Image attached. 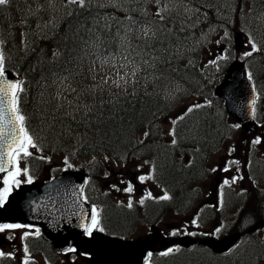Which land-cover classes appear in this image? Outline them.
<instances>
[{
    "label": "trees",
    "instance_id": "obj_1",
    "mask_svg": "<svg viewBox=\"0 0 264 264\" xmlns=\"http://www.w3.org/2000/svg\"><path fill=\"white\" fill-rule=\"evenodd\" d=\"M226 1L234 3V0H187L188 3L195 2L194 6L199 5L205 11L185 20L184 22H188L186 24L179 21V17L173 13L167 12V19L160 22L157 16L136 14L139 10H117L115 6L91 0L84 8L72 4L57 25L40 35L26 30L25 35H30L23 42L18 38L19 30L24 28L21 2L9 0L8 5L0 6V51L5 54L6 70L19 76L23 82L24 90L20 93L18 106L25 116L28 131L31 130L30 127L41 131L39 126L43 123L48 125L50 119L51 123L57 120L42 116L38 107V100L50 89L55 78L85 76L91 66H100L105 61L107 64L112 63L114 59L132 53L128 59H134L135 63H125L138 68L140 76H130V79L117 88L114 85L112 88L107 85L94 86L93 89L121 90L114 93L96 91L86 116L69 122L76 134L84 136L82 142L73 147L71 156L86 172L89 183L97 182L100 154L118 159L121 163L128 159L141 160L143 163L147 161L153 180L171 198L163 200L162 205L145 201L142 209H114L108 216L109 225H123L127 220V226L128 221L139 218L150 221L162 208L164 214L170 209L186 212L197 199L195 181L204 170L205 158L212 148L231 133V129L226 131L222 118H218L217 114L214 115L207 108H202L189 113L181 124L173 126L176 133V144L173 145L163 133L162 121L175 102V99L167 97L170 89H180L186 96L207 97L220 106L211 95V88L220 77L217 76V79L213 76L210 80L208 70L200 65L202 36L214 27H225L229 31L242 30L241 22L248 24L264 15V0H245L249 1L250 10L246 11L244 5L237 9L239 16L234 25L229 18L232 14L227 10L223 11L225 15L212 12L206 17L209 4L214 11ZM145 28L155 31V36L152 31L147 37L144 36ZM121 37L126 38L122 40ZM226 47V55H233L230 40ZM247 68L254 82L264 76V61L260 53L254 54L251 61L247 62ZM222 72L223 69L220 76ZM256 91L259 92V89ZM258 110L257 103L256 115ZM145 131H149L151 135L146 143L141 144L139 141L143 139ZM252 150L250 148L249 153L247 152L248 180L252 184H264L263 159L252 155ZM183 153H188L189 161L186 163L181 158ZM222 198L223 205L218 210L206 208V223L223 220L227 226L226 232H231L245 230L263 217L257 210L241 212L251 200L247 192L236 194L228 191ZM236 206L240 210L233 213ZM201 218H198L199 224L204 223ZM246 237L243 243L226 255H215L197 245L189 250L154 258L152 262L263 264L264 235L261 239L251 238L250 235Z\"/></svg>",
    "mask_w": 264,
    "mask_h": 264
},
{
    "label": "rangeland",
    "instance_id": "obj_2",
    "mask_svg": "<svg viewBox=\"0 0 264 264\" xmlns=\"http://www.w3.org/2000/svg\"><path fill=\"white\" fill-rule=\"evenodd\" d=\"M21 1V8L24 13V20L22 26L23 29L20 30V33L27 31H35L37 35L51 29L55 24H57L62 16L68 11L71 4H67L66 0H19ZM146 4L149 8V12H156L158 5L156 0H140ZM101 3H116V5H122V7H128L136 9L137 0H99ZM238 3L239 1L236 0ZM177 4H182L179 7L169 8V11L177 12L179 15L185 18L191 19L192 8H190L187 2H179L174 4H168L169 6H176ZM209 12L212 14L213 9H210ZM222 27L216 28L215 32L212 35H208L204 39L203 44V60L204 62L210 65V68L213 72L217 71L216 61L218 57L222 56ZM30 35V34H28ZM260 36L259 33H255L251 36ZM28 38L29 36L19 38L21 40ZM232 39V36H231ZM251 50L249 42L245 44L242 50V54ZM212 61H215L214 63ZM113 63H108L107 68L102 67L101 70L94 68L93 66L89 67L86 71L85 76L78 75L77 77H57L53 80L51 84V89H49L45 94L40 97L38 100V107L41 111V115H48L47 119L54 118L57 119L51 123L50 119L49 124L46 123L39 126L42 130L41 132H33L31 136L33 137L34 142L37 145V148H30L29 150L34 153L36 157L40 159L41 167L38 170V177L40 179L47 178L52 170H62L66 166L65 159L68 155L72 154V149L76 144H79L83 140V135L79 136L75 133V130L69 126L67 123L69 119L73 120L77 117H80L82 113L88 110V102L91 98V92L94 89H91L94 85H107V87L112 88L116 86L117 83L121 86L125 80L130 79L134 67L127 66L124 67L125 71L120 69L118 66L113 67ZM120 77H123L121 80ZM115 82V83H114ZM111 86V87H110ZM171 90V89H170ZM171 91L172 93L175 92ZM178 98L177 101H179ZM183 103L173 107V110L167 115L164 120L162 127L165 133H168L170 130L171 123L182 115V112L185 110V106H182ZM263 118H264V96L261 99V108H260ZM233 123V122H232ZM55 124L53 128L52 125ZM231 125V124H229ZM235 127V125H232ZM258 133L256 137H245L243 138L240 131L236 132L234 137L227 138L225 141H222L220 146L214 153H211L206 162V171L201 176V180L198 183V194L200 202L216 203L218 200L219 193L221 194V186L225 179L231 181L233 177H239L235 184L223 185L224 187H241L247 182L244 179V162H245V153L247 147L255 141L257 138L261 139V143L254 144L256 150L260 151V155L263 157L264 151V123L261 127H258ZM55 134L62 135L60 140ZM50 137V138H49ZM105 157H108L105 160ZM100 171L98 176V181L101 183V186L112 184L108 187L107 190L111 191L110 194L116 199L118 204L127 205L129 200L133 202L137 201L142 196H147L148 193H151L152 198H158L162 196V191L160 188L155 186L151 180H145L143 183L139 182V176H147L146 167L144 163L136 159H128L126 162L121 163L116 161L109 156L100 157ZM68 160V159H67ZM225 166L229 168V171H222ZM21 168L22 165L19 164ZM25 168V167H23ZM22 168V169H23ZM216 169V171H212ZM79 171V170H78ZM26 177L21 175L18 179ZM218 182V189L216 192H213L212 189ZM128 183H131L134 187V191L129 194L124 189L127 187ZM117 189H120L119 191ZM114 192V193H113ZM192 218L189 214L175 215L168 214L165 218L162 219V227L168 224L167 227H163V232L168 233L172 228L182 229V230H193ZM149 223H141L133 229L134 234L131 236L132 239H143L148 236ZM173 226V227H172ZM215 226H213V229ZM208 233H212L211 228L204 230ZM258 236V235H256Z\"/></svg>",
    "mask_w": 264,
    "mask_h": 264
},
{
    "label": "water",
    "instance_id": "obj_3",
    "mask_svg": "<svg viewBox=\"0 0 264 264\" xmlns=\"http://www.w3.org/2000/svg\"><path fill=\"white\" fill-rule=\"evenodd\" d=\"M244 35L237 33L234 37L235 47L239 49ZM6 78L12 82L19 81L6 71ZM216 95L224 100L227 114L240 123L244 131L251 134L255 130L252 118V101L254 91L245 76L243 64L234 61L225 72V80L215 89ZM3 173H0V179ZM83 176L66 171L56 178L41 183L23 184L11 193L3 208H0V222L5 220V211L12 208L11 214L22 222L39 225L44 236L53 242L56 249L74 246L77 252L86 253L92 262L97 264H141L145 252L149 249L148 240L124 242L93 232L92 237L83 235L82 224L88 223L87 205L79 199V189ZM1 186V184H0ZM258 225L253 227V230ZM241 234L233 233L221 240L210 238L201 243L208 245L216 253L227 252L237 243ZM153 235L150 243L156 242ZM162 247L175 243L184 247L190 246L195 240L187 238L159 240Z\"/></svg>",
    "mask_w": 264,
    "mask_h": 264
},
{
    "label": "snow or ice",
    "instance_id": "obj_4",
    "mask_svg": "<svg viewBox=\"0 0 264 264\" xmlns=\"http://www.w3.org/2000/svg\"><path fill=\"white\" fill-rule=\"evenodd\" d=\"M67 4H75L78 5L81 8H84L86 4L91 3V0H66ZM169 2H175L179 3L181 0H156V4L158 5V8L155 12V15L159 18L160 22H164L167 17L166 13L169 11L168 9V3ZM9 0H0V6H6L8 5ZM131 20V17L128 18ZM133 23H135L133 21ZM152 31V35L155 36V31L149 28H145L143 30L144 36H148V33ZM126 37H121V39H125ZM151 39V37H149ZM251 50L244 53L245 57L252 56L254 53L259 51L257 44L253 41L251 36H249L248 40ZM135 51V50H133ZM132 53H129L127 56L124 57L128 63H135V60H129L128 57L131 56ZM139 55V53H137ZM218 59H224L223 56L218 57ZM213 63L215 61H212ZM106 63V61H105ZM145 63H148L145 61ZM115 67L116 65L113 63L112 65ZM127 64H122L120 67H127ZM138 71V68H134L132 71V75L135 76L136 72ZM251 74H249V79H251ZM122 80L123 77H120ZM22 81H16L12 82L8 78H6V58L3 51H0V173H5L6 175L0 180V208H3L8 201L13 189V185L15 187H19L22 181L18 179V177L23 174L24 177L27 178L26 183L31 184L32 178L29 175L28 168L21 169L19 167V162L21 160H26L27 158L31 157L33 153L29 150L30 148H37L36 143L33 140V137L29 134V131L27 130L25 126V116L21 113L20 108L18 106L20 93L23 92L22 87ZM115 83V82H114ZM119 83H117V87H119ZM253 105V111L255 100L252 102ZM201 104H195L191 107H188L186 111L178 117V119H184L185 116H187L189 113H192L195 109H198L202 107ZM176 120H174L173 126L176 124ZM170 136L173 137L171 140V143L173 145L176 144L175 139V128L173 127L169 133ZM151 133L149 131H145L143 133V139L139 141V143L144 144L146 143L147 139L150 138ZM261 139L257 138L255 141H253L254 144L261 143ZM108 157H105V160H107ZM65 164L68 165V167H71L70 164H68L67 158L65 159ZM145 163H148L145 161ZM222 171H229V168L225 166ZM212 171H216V169H212ZM152 175L147 176H139V182L143 183L145 180L152 179ZM239 177H233L231 181L225 179L223 181V185H229L235 184ZM223 185L221 186V200L220 204L223 205ZM118 191L120 189H117ZM127 193L131 194L134 191V187L131 183H128L127 187L124 189ZM81 194L83 195V190L81 189ZM152 195L151 193H148L147 196H145L143 199H141L140 203L143 204L145 199H151ZM171 197L167 194V192L164 193L159 199L167 201ZM128 207H132V201L129 200ZM243 210L241 209V212ZM88 218V223H84L81 225L83 228V232L85 236L92 237L93 231H100L103 232L104 229L100 227V220L99 212L96 207H93L89 213L86 214ZM194 225L197 224V221L194 219L192 221ZM29 227L27 225H21L19 223H0V233L5 232L6 230H17L21 228ZM222 227V226H221ZM221 227H217L215 229L216 233H219L221 231ZM35 235L39 236L40 232L39 229L35 230ZM29 236V232H25L24 235L21 237L22 240L27 239ZM68 252H74V248H68ZM173 251L172 249H169L167 252L162 253V255L167 256L169 252ZM25 257L28 256V247L25 245L24 248ZM4 254L0 252V256H3ZM24 264H28L27 259H25Z\"/></svg>",
    "mask_w": 264,
    "mask_h": 264
},
{
    "label": "flooded vegetation",
    "instance_id": "obj_5",
    "mask_svg": "<svg viewBox=\"0 0 264 264\" xmlns=\"http://www.w3.org/2000/svg\"><path fill=\"white\" fill-rule=\"evenodd\" d=\"M26 162L27 160H21L19 163L24 165L26 164ZM92 184L94 186L91 188V190L86 191L82 189L83 195L80 192V196H82L84 201L90 205L91 209L93 207L97 208L99 212L98 219L100 220V227L104 229L103 233L112 237H120L122 234L128 233V230H132L133 227L131 226L134 223L128 221L126 226L127 220L123 225H109L108 216L114 211V209L117 208L111 207L110 205L112 204L109 203V198H104V196L110 194L111 191H108L107 188L112 186V184L114 183L106 185V187H98V183ZM14 188L15 185H13V189ZM212 190L215 191L216 187ZM7 223L16 222L11 221ZM150 226L151 230L153 228H156L158 230L159 237L167 238V236H164L163 227H167V229H169V226L166 225L162 227V224L160 223L158 217L152 221V224ZM36 229L38 228L29 226L17 230H6L5 232L0 233V252L4 254L3 256H0V264H24L25 259H27L28 264H92L85 255L76 253L75 251L68 252L67 249L57 251L52 246V244L43 237L40 231L39 236L35 235ZM25 232H29V236L27 237V239L22 240L21 237L24 235ZM115 232H119L121 234L117 235ZM150 232L145 238H148L150 236ZM176 235L177 234L173 236ZM25 245H27L28 247L27 257H25L24 252ZM158 248V244L152 247V249L154 250L153 254L159 255L163 251H167L168 249L181 251V248L179 247H170L165 250H159ZM187 250H189V248Z\"/></svg>",
    "mask_w": 264,
    "mask_h": 264
},
{
    "label": "bare ground",
    "instance_id": "obj_6",
    "mask_svg": "<svg viewBox=\"0 0 264 264\" xmlns=\"http://www.w3.org/2000/svg\"><path fill=\"white\" fill-rule=\"evenodd\" d=\"M98 150V149H97Z\"/></svg>",
    "mask_w": 264,
    "mask_h": 264
}]
</instances>
